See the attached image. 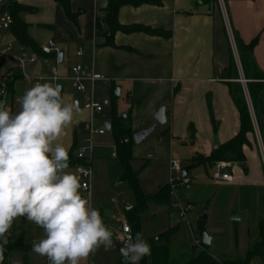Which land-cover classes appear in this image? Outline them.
Instances as JSON below:
<instances>
[{
	"label": "crops",
	"instance_id": "0c3cea01",
	"mask_svg": "<svg viewBox=\"0 0 264 264\" xmlns=\"http://www.w3.org/2000/svg\"><path fill=\"white\" fill-rule=\"evenodd\" d=\"M152 1L157 3L120 8L117 21L122 27L138 26L160 34L118 31L109 47L104 46L102 36L106 27L101 24L97 30L95 26L96 18L103 17L104 1L72 0L71 11H83L75 26L67 21L62 9L49 0H18V4L29 10L21 13L20 18L28 26L27 34L34 49L20 45L10 29L0 32V50L10 46L9 53L0 57V88L5 87L2 102L13 114L20 110L21 97L37 78H41L40 83L58 85L65 102L78 103L80 112L59 141L68 153L74 148V155L83 142H78L76 130L85 137L83 127L89 121L97 128L109 126L103 135L95 137L111 133L110 123L114 116H128L132 134L155 124L148 137L157 131L158 139L146 137L139 144L133 142L132 156L136 159L134 153L141 149L142 154H148L147 165L155 163L153 165L162 167L164 174L158 183L159 190L167 185L169 160L184 157L188 162L185 167L190 166V170L197 166L209 167L194 160L209 157L219 145L238 133V113L228 92V84L240 79L234 36L244 45L257 40L252 49V60L264 74V0L226 3L217 0L216 4H203L201 0ZM43 5L46 9L49 7L51 14L41 23H35L31 15ZM38 28L49 33V41L54 42L60 56L41 53V46L32 33ZM78 49L82 51L81 57L76 56ZM28 53L30 57L25 56ZM31 56L36 58L34 62L30 61ZM230 61L234 63V72L228 69ZM76 64L92 68L105 80L86 84V93H77L64 79ZM52 68L60 78L57 82L49 79ZM7 84L11 86L10 91L6 90ZM116 87L119 88L118 95L114 93ZM241 87L253 125V132L247 135L249 145L242 148L246 162L243 166L231 164L227 169L232 176L231 183H215L222 187L247 185L264 190L261 151L264 154V130H259V126L264 128V91L255 114L245 88ZM88 97L101 106L110 105L111 111L102 106L100 113L91 114L83 107ZM162 107L165 122L158 124L154 116ZM113 153L112 142L111 157L101 162L108 179L107 164ZM94 161L93 157L92 169ZM119 184L113 185L109 181L111 188L116 189ZM129 208L125 205V210ZM10 231L13 235V229ZM18 239L23 243L22 235ZM24 247L26 250L31 248Z\"/></svg>",
	"mask_w": 264,
	"mask_h": 264
},
{
	"label": "clouds",
	"instance_id": "9594fccd",
	"mask_svg": "<svg viewBox=\"0 0 264 264\" xmlns=\"http://www.w3.org/2000/svg\"><path fill=\"white\" fill-rule=\"evenodd\" d=\"M79 112L48 82L27 89L15 114L0 102V264L18 218L43 229L32 251L49 264H82L101 247L113 248L112 230L82 196L80 176L68 171L69 153L59 143ZM127 231L120 254L124 264H140L151 246L142 233Z\"/></svg>",
	"mask_w": 264,
	"mask_h": 264
},
{
	"label": "rangeland",
	"instance_id": "374dc122",
	"mask_svg": "<svg viewBox=\"0 0 264 264\" xmlns=\"http://www.w3.org/2000/svg\"><path fill=\"white\" fill-rule=\"evenodd\" d=\"M50 14L49 7L46 9V5H43L31 17L34 18L35 23H41L40 21ZM32 33L41 47L51 39L49 33L40 28L33 29ZM25 56L30 57L29 53ZM236 83L239 82L232 84ZM102 106L106 111H111L110 105ZM95 122L100 124V121ZM79 131L76 130L78 142L84 141L86 136H82ZM150 137L157 140V131ZM112 142L113 138L110 132H106L103 137L94 138L93 157L95 161L90 196H87L82 190L81 194L90 201L92 207L100 212L105 225L112 230L114 246L108 251L101 247L95 255L90 256L82 264L121 263L120 248L123 246L119 244L118 238L121 237V224H127L123 221L125 205L132 208L133 199L125 182L120 183L116 189L109 186V179L101 162L111 157ZM82 144L83 142L79 146ZM142 153L141 149L135 151L134 155L137 158L134 159L132 156L130 166L134 172L138 173V184L141 191L144 194L155 193L158 191V183L163 177L164 170L157 164L153 165L155 163L147 165L146 155L148 154ZM177 160L180 169L188 163L184 157ZM204 160L205 158L202 157L198 159L202 164ZM68 171L74 173L72 168H69ZM212 173L213 170L209 167H193L187 176L191 179V184L188 188L181 187L173 191L170 195L169 206H158L151 203L140 216L139 232L143 234L150 246L153 241L162 240L173 231L172 236L168 239V256L173 260V264H186L201 252L207 253L219 263L244 262L248 252L253 249L258 240L257 224L264 219V190L250 188L247 185L222 187L211 180ZM175 175L176 173L173 174V176ZM184 209V217L181 218ZM203 213L207 215V220L204 223L206 232L212 237L210 245L206 247L200 244L201 225L197 221V218ZM11 229L14 234L12 235L11 231V241L9 242L13 243L22 235L23 243L31 248L26 251L17 249L6 254L8 263L45 264L44 257L32 251V242L44 237L43 229L24 218L15 220ZM144 258V264H151L150 256ZM249 262L250 264H264V260L257 256L251 257Z\"/></svg>",
	"mask_w": 264,
	"mask_h": 264
},
{
	"label": "trees",
	"instance_id": "16d2710c",
	"mask_svg": "<svg viewBox=\"0 0 264 264\" xmlns=\"http://www.w3.org/2000/svg\"><path fill=\"white\" fill-rule=\"evenodd\" d=\"M18 0H7L6 7L12 17V25L10 30L16 39V41L25 47L34 49V43L28 37V26L21 18L20 14L29 11L27 7L21 6L17 2ZM57 4L63 11V14L67 21L73 25H77V19L82 15L83 11L78 10L72 12L70 4L72 0H49ZM106 3L105 8L102 10L103 17L96 18L95 26L99 30L100 25L103 24L106 27V32L102 34L105 39L104 46H112L113 35L118 31L123 32H145L149 34H160L159 32L151 31L147 28L138 26L122 27L117 21V14L120 8L124 6H133L144 3L155 4L157 2L152 0H100ZM224 3L231 0H222ZM234 1H250V0H234ZM203 4H216L217 0H201ZM256 39L247 45H244L241 40L234 36V42L237 49L238 59L242 71L243 78L250 83H246V90L250 99V103L254 113L258 109L259 101L262 92L264 91V74L261 73L254 65L252 60V49L256 43ZM229 70L234 72V63L230 61ZM10 84L6 86V90L10 91ZM229 96L232 103L238 113L239 130L238 133L229 141L219 145L214 151L211 152L209 157L205 158L204 164L214 168L218 162H227L230 164H238L243 166L246 162L245 156L242 152L244 146H248L247 135L253 132V125L249 114V109L246 104L241 84L232 83L228 84ZM175 93V91H174ZM0 96V102L2 101ZM110 130L113 136L114 153L112 159L108 162V177L109 181L115 185L117 182L126 183L128 190L133 199V206L123 212V219L129 225L131 234L135 237V234L139 232V219L140 216L146 211L149 204H155L158 206H168L170 203V190L168 186H164L155 193L144 194L138 184V173L134 172L130 166L132 161V132L128 122V116L125 118L113 117L110 123ZM260 132H263L264 128L259 126ZM72 148L69 152V168L78 164L79 161L75 158ZM199 158L194 160L195 163H200ZM201 225V223L199 222ZM173 234L171 231L162 240L158 239L151 243V264H173L168 256V239ZM258 240L253 246V249L248 252L247 259L244 262H217L213 260L207 253H199L195 258L190 259L186 264H250L249 260L253 256H257L264 260V219L260 220L257 224ZM7 252L10 253L16 249L26 251V247L22 246V240L17 239L13 243L9 242L4 245ZM4 261V260H3ZM145 258L140 261V264H144ZM5 264V263H2ZM124 264V260L121 256V263Z\"/></svg>",
	"mask_w": 264,
	"mask_h": 264
},
{
	"label": "built area",
	"instance_id": "2783aa9c",
	"mask_svg": "<svg viewBox=\"0 0 264 264\" xmlns=\"http://www.w3.org/2000/svg\"><path fill=\"white\" fill-rule=\"evenodd\" d=\"M7 0H0V32L8 31L12 25V17L6 7ZM10 51V46H6V48L0 50V57L6 56ZM40 51L44 55H49L51 53L55 54V57L59 56V51L56 48L53 41H49L46 45L40 48ZM77 57L82 56V51L80 49L76 52ZM36 60L35 56H31L30 61L34 62ZM237 60V56H236ZM238 69L240 72V84L246 88L247 81L243 78L240 63L237 60ZM49 79L53 82H57L60 78L57 76L56 69L52 68L50 70V77ZM65 80L69 81L71 87L79 94L86 93V84H93L97 81H103L105 78L95 71L83 64H76L70 70V75ZM41 78L36 79V83L39 82ZM246 97L248 98L247 91H245ZM5 94V87L1 86L0 88V96H4ZM83 107L85 110L90 112L91 114H98L101 112L102 107L100 104L93 101L92 98L88 97L85 99ZM84 132L86 134V138L83 141V144L78 147L75 158L79 161L78 164L72 167L74 173L78 174L81 179L82 188L81 190L90 196V184L93 178V169H92V160H93V150H94V137L97 135H103L105 133V128H97L93 124L92 121H89L84 124ZM258 137V136H257ZM259 139V137H258ZM260 141V140H259ZM261 147V146H260ZM262 151V157L264 161V154ZM230 163L227 162H218L215 164L213 173L211 175V179L214 182H222V183H231L232 176L227 173V169L230 167ZM168 179H167V186L172 194L177 188L185 187L188 188L191 184V179L186 177H181V169L178 160L171 159L168 162ZM176 173L175 176L173 174ZM190 207V206H189ZM184 212L181 213V218L184 217ZM122 223V222H121ZM130 227L123 223L121 224V237H119L118 241L119 244H122L124 238L128 235V229ZM8 241H11V231L8 235ZM6 254H8L7 249L4 247V261L2 263L9 264L8 258H6ZM45 264H49L47 257H44Z\"/></svg>",
	"mask_w": 264,
	"mask_h": 264
},
{
	"label": "water",
	"instance_id": "95a60500",
	"mask_svg": "<svg viewBox=\"0 0 264 264\" xmlns=\"http://www.w3.org/2000/svg\"><path fill=\"white\" fill-rule=\"evenodd\" d=\"M59 56H60V54H59ZM118 92H119V88L116 87L114 89L115 95H118ZM154 120L158 124H164L165 119H164V108L163 107L160 108L157 111L156 115L154 116ZM105 128H106L107 131L109 130V126L108 125H105ZM154 128H155V124H153L152 126H150L149 128H146L144 130L134 132L132 134V140H133V142L135 144H139L141 141H143L146 137H148L152 133V131L154 130ZM189 170H190V166L182 168V170H181V177H186L187 172ZM206 220H207L206 213H203L201 216H199L197 218V221L201 223V228H200V244L202 246H205V247L206 246H209L210 243H211V240H212V237L208 235V233L206 232L205 226H204V223H205Z\"/></svg>",
	"mask_w": 264,
	"mask_h": 264
}]
</instances>
